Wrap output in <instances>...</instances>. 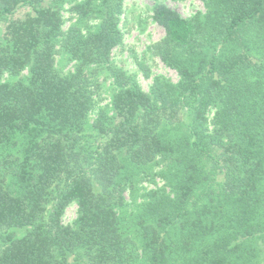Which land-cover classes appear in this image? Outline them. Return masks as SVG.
Wrapping results in <instances>:
<instances>
[{"label":"trees","instance_id":"trees-1","mask_svg":"<svg viewBox=\"0 0 264 264\" xmlns=\"http://www.w3.org/2000/svg\"><path fill=\"white\" fill-rule=\"evenodd\" d=\"M202 2L146 91L124 0H0V264H264V0Z\"/></svg>","mask_w":264,"mask_h":264},{"label":"rangeland","instance_id":"rangeland-1","mask_svg":"<svg viewBox=\"0 0 264 264\" xmlns=\"http://www.w3.org/2000/svg\"><path fill=\"white\" fill-rule=\"evenodd\" d=\"M159 4L168 6L184 17L205 11L202 0H124V8L119 21L123 32V40L113 50L112 56L118 65L137 75L142 88L146 91L155 75H162L173 82L178 78L177 71L166 66L151 47L164 35L163 28L156 24L153 19L154 8ZM62 13L64 17L63 28L65 29L69 25L72 16V13L68 11V5H65ZM137 61H141L149 67V77L143 76L141 69L137 66ZM67 68H69V65L65 66V69ZM102 97L104 98L101 103H105L109 99L106 92ZM157 185H161L159 179H157ZM141 186L150 188L154 184L144 181ZM75 215L76 205L71 204L63 215V222H70Z\"/></svg>","mask_w":264,"mask_h":264}]
</instances>
